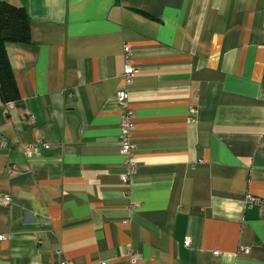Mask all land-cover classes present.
Masks as SVG:
<instances>
[{
    "label": "crops",
    "instance_id": "obj_1",
    "mask_svg": "<svg viewBox=\"0 0 264 264\" xmlns=\"http://www.w3.org/2000/svg\"><path fill=\"white\" fill-rule=\"evenodd\" d=\"M0 2L30 29L6 45L0 264H264V208L246 204L264 200V0Z\"/></svg>",
    "mask_w": 264,
    "mask_h": 264
},
{
    "label": "built area",
    "instance_id": "obj_2",
    "mask_svg": "<svg viewBox=\"0 0 264 264\" xmlns=\"http://www.w3.org/2000/svg\"><path fill=\"white\" fill-rule=\"evenodd\" d=\"M138 72V69L134 67L130 63V54H129V48H124V66L122 73L120 75L121 80V89L118 90L116 93V101L120 106V123H119V151L120 155L122 156L124 163L128 167L127 174L122 176V180L124 182H127L129 177L134 173L135 170V164L133 163V152L135 149V145L132 142V133L134 131V115L129 107V93L128 88L132 83V80L136 73ZM8 108L12 107V103H8ZM196 116V109L190 108L189 109V117L190 119H194ZM45 149H48L49 146L43 145ZM32 147H27L25 149L26 155H30ZM10 198L8 196L5 197L4 205L9 204ZM246 204L248 205H256L260 208H264V200H261L256 197L247 196L246 198ZM5 238L4 236H0V241H3ZM189 240L184 241V246H189ZM239 254H247L248 250L246 248H240L238 250ZM214 255H219L218 252H214ZM137 256L134 254H129V264H136ZM59 264H72L69 260H61Z\"/></svg>",
    "mask_w": 264,
    "mask_h": 264
},
{
    "label": "trees",
    "instance_id": "obj_3",
    "mask_svg": "<svg viewBox=\"0 0 264 264\" xmlns=\"http://www.w3.org/2000/svg\"><path fill=\"white\" fill-rule=\"evenodd\" d=\"M29 35V18L25 10L0 2V97L7 104L18 99V88L6 45L28 43Z\"/></svg>",
    "mask_w": 264,
    "mask_h": 264
}]
</instances>
